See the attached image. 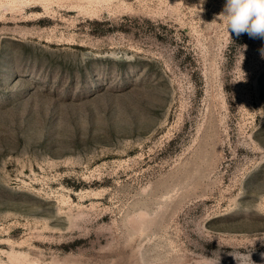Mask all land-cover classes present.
<instances>
[{
    "label": "rangeland",
    "instance_id": "obj_1",
    "mask_svg": "<svg viewBox=\"0 0 264 264\" xmlns=\"http://www.w3.org/2000/svg\"><path fill=\"white\" fill-rule=\"evenodd\" d=\"M225 3L0 0V264H264V39Z\"/></svg>",
    "mask_w": 264,
    "mask_h": 264
},
{
    "label": "clouds",
    "instance_id": "obj_2",
    "mask_svg": "<svg viewBox=\"0 0 264 264\" xmlns=\"http://www.w3.org/2000/svg\"><path fill=\"white\" fill-rule=\"evenodd\" d=\"M213 22L222 24L230 39L231 34L264 39V0H226ZM241 47L246 49V46Z\"/></svg>",
    "mask_w": 264,
    "mask_h": 264
}]
</instances>
